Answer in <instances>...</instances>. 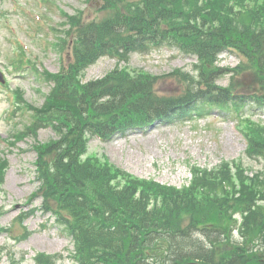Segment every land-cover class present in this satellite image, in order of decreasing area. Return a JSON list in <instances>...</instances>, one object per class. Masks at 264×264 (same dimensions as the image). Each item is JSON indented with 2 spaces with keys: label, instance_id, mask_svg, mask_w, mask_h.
<instances>
[{
  "label": "trees",
  "instance_id": "obj_1",
  "mask_svg": "<svg viewBox=\"0 0 264 264\" xmlns=\"http://www.w3.org/2000/svg\"><path fill=\"white\" fill-rule=\"evenodd\" d=\"M110 14L100 22L69 17L73 60L55 81L41 113L59 139L40 151L39 193L44 207L73 236L79 264H264L253 250L264 237V178H247L236 165L193 169L183 188L137 178L105 158L85 156L87 133L108 137L205 103L234 102L213 82L216 53L232 45L242 51L264 99V0H104ZM232 43V44H230ZM176 46L197 55V76L181 70L178 95H158L156 78L115 68L81 84V70L98 56L126 57L131 50ZM249 149L264 154V126L251 125ZM249 180V182L246 181ZM243 216L241 244L230 241ZM203 237L204 240H201ZM37 264H55L39 254Z\"/></svg>",
  "mask_w": 264,
  "mask_h": 264
},
{
  "label": "rangeland",
  "instance_id": "obj_2",
  "mask_svg": "<svg viewBox=\"0 0 264 264\" xmlns=\"http://www.w3.org/2000/svg\"><path fill=\"white\" fill-rule=\"evenodd\" d=\"M20 1L21 7L29 9L31 13H39L43 23H36V19L22 13L20 8L12 7L16 0H0L3 10L0 20V67L9 73L8 86L0 88V157H5L8 161L5 180L0 187V208L3 209L0 227L10 226V231L0 232V264H35L33 257L39 252L58 255V264H74L70 258L72 240L54 222L53 217L34 211L24 222L28 236L21 240L17 237L21 235L23 228L17 224L11 225L20 212L35 209L41 204V199H29L38 185L34 180L36 154L32 145L36 141L45 142L55 135L50 129H41L35 138L28 136L22 141L9 144L12 134L17 129L20 130L29 119L20 111L8 118L10 104L6 92L19 88L28 103L35 106L43 103L50 84L39 80L31 68L20 71L12 69L9 58L15 56V48L11 41L16 37L26 42L29 48L25 56L32 61L38 72L45 69L58 71L60 53L51 43L59 35L56 31L61 29L63 16L60 10L68 14L83 10L85 16L90 18L94 14V2L47 0L43 6L38 7L34 0ZM31 3H34V7H30ZM14 9L17 10L16 13L10 11ZM33 23H36L34 28L39 26L40 30L34 31ZM7 25L16 28L14 36L8 31ZM194 61L193 56L178 53L176 49L161 48L147 54H131L127 66L154 75H164L178 67L190 69ZM218 63L231 68L238 63V59L224 53ZM115 65V59L100 58L84 71L83 81L100 78ZM229 81L228 75L218 79V83L223 86ZM161 86L165 87V91L174 88L170 81L162 82L159 87ZM221 115L223 116L212 110L201 117L155 122L143 129L116 134L107 142L93 137L88 142V152L105 155L116 166L136 176L177 187L188 184L192 165L212 168L223 160L242 159L249 172L261 167V162L245 157L244 138L230 126L232 121L227 120L224 114ZM250 115L254 120L264 123V108L252 110Z\"/></svg>",
  "mask_w": 264,
  "mask_h": 264
},
{
  "label": "water",
  "instance_id": "obj_3",
  "mask_svg": "<svg viewBox=\"0 0 264 264\" xmlns=\"http://www.w3.org/2000/svg\"><path fill=\"white\" fill-rule=\"evenodd\" d=\"M187 264H197V263H187Z\"/></svg>",
  "mask_w": 264,
  "mask_h": 264
}]
</instances>
